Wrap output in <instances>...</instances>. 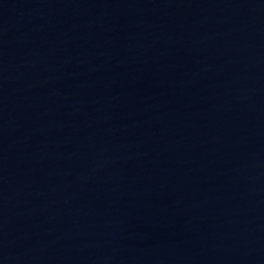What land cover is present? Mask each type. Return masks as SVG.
Returning a JSON list of instances; mask_svg holds the SVG:
<instances>
[{
    "label": "water",
    "instance_id": "1",
    "mask_svg": "<svg viewBox=\"0 0 264 264\" xmlns=\"http://www.w3.org/2000/svg\"><path fill=\"white\" fill-rule=\"evenodd\" d=\"M0 264H264V0H0Z\"/></svg>",
    "mask_w": 264,
    "mask_h": 264
}]
</instances>
